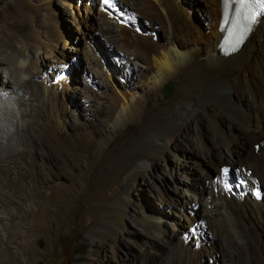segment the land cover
Masks as SVG:
<instances>
[{
  "label": "bare ground",
  "instance_id": "bare-ground-1",
  "mask_svg": "<svg viewBox=\"0 0 264 264\" xmlns=\"http://www.w3.org/2000/svg\"><path fill=\"white\" fill-rule=\"evenodd\" d=\"M58 1L84 36L89 34L91 38L90 30L98 31L110 47L116 46L124 54L119 59L124 66L127 63V79L133 74L140 77L139 84H113L112 72L117 69L101 62L96 49L84 43L87 64L84 81L89 80L98 91L107 86L106 80L114 88V95L108 99L114 131L125 121L143 123L148 109L154 105L169 108V98L183 102L179 109L172 111L170 119L162 120L158 126L149 125L142 144L146 151L129 177L135 178L141 167L148 173L153 162L165 158L166 154H176L175 137L170 130L179 127L183 131L192 125L195 132L186 138V144L196 150L197 156L203 159L201 163L212 168L198 170L199 174L192 180L189 174L194 169L190 164L175 162L170 172L176 206L167 202L174 211L171 229L166 230L162 225L163 213L152 215L143 211L142 219L155 233L154 240L144 243L145 255L154 254L163 261L166 253L173 252L175 264H206L204 259L215 258V247L204 244V236L208 234L221 241L222 262L213 259L214 264H235L236 252L230 248L232 239L247 241L251 247L257 245L264 258V16L255 21L236 51L224 55L220 43L223 33L220 0H203L207 12L205 25L197 22L196 13L192 15L183 8L187 5L195 12L192 0H117L124 15H131L129 20L102 12L96 4L92 6L91 0H82L79 4L78 0ZM18 2L23 6L19 7ZM53 3L54 0H0V164L16 163L17 157H30V190L15 208L20 217L33 215L30 202L35 196V186L40 182L46 184L66 171L60 158L58 171L48 167V163L54 159L56 147L58 154H67L63 132L67 110L64 104L58 107L55 99L63 90L62 80L69 81L72 75V64L67 70L61 66L69 63L71 55L66 50L77 49L72 44L71 33L59 18L60 11L52 8ZM74 3L79 12L83 4L84 17L90 13L92 22L76 18L72 10ZM151 20L159 22L163 35L152 32ZM15 28L24 33H15ZM257 51H260L259 57L255 55ZM130 62L133 67L128 66ZM44 67L57 68L52 73L53 76L58 73L53 83ZM88 86L85 84L87 92L93 93L89 83ZM40 93L42 105H36ZM150 99L153 103L147 107ZM84 100V104L93 101L89 94ZM32 105L37 106L35 112L27 108ZM200 113L208 124V135L203 132ZM44 116L60 134L52 133ZM236 128L238 133L233 132ZM258 142L256 149L254 145ZM93 143L86 139L82 145ZM194 163L200 166L198 161ZM221 165L243 168L248 185L254 184L255 179L263 196L255 201L242 188L232 186L239 191L224 190L219 182H213ZM6 186L0 177L1 194ZM117 203L124 205L125 201L118 198ZM33 204L40 205L38 201ZM7 205L0 195V254L6 248L2 237L6 236V222L11 220ZM192 205L197 206L195 210ZM160 206H166V202L162 201ZM199 209L198 219L194 214ZM197 221L202 224H194Z\"/></svg>",
  "mask_w": 264,
  "mask_h": 264
},
{
  "label": "rangeland",
  "instance_id": "rangeland-1",
  "mask_svg": "<svg viewBox=\"0 0 264 264\" xmlns=\"http://www.w3.org/2000/svg\"><path fill=\"white\" fill-rule=\"evenodd\" d=\"M192 4L195 12L192 8L188 9L187 5H183V8L192 15L196 13L197 22L205 25L207 12L204 1L192 0ZM18 6L23 5L18 2ZM76 6L74 3L72 9L76 18L82 22L83 20L92 22L93 16L91 17L90 13L87 18L84 17L86 11L83 4L80 12ZM52 8L60 11L59 18L71 33L72 44L77 49L66 50L67 54L71 55L69 63L61 66L64 65L63 69L67 70L68 65L72 64V75L69 81L62 80L63 90L58 92V99H55L58 107L64 104L67 110L63 129L68 147L67 154H58L59 150L56 147L54 159L48 163V167L58 171L57 164L60 158V163L65 165L66 171L46 184L38 183L35 186L33 201L30 202L33 215L20 217L15 212V208L30 190V171L28 173L30 157H17L16 163L0 164V177L7 183L0 195L6 205L9 204L7 206L11 210L9 212L11 220L6 222V236H2L6 240V248L4 253L0 254V264H175L176 254L173 252L166 253L163 261H159L154 254L149 257L145 255L144 243L147 240H154L155 233L142 219V212L146 211L152 215L163 213L162 225L166 230H170L171 215L173 216L174 211L167 202L176 206V193L170 172L175 162L190 164L188 166L194 169L192 174H189L192 180L199 174L198 170L212 169L207 164L201 163L203 159L197 156L196 150L188 148L186 144V138L195 132V126L192 125L183 131L179 127L172 128L170 133L175 137L176 154H166L165 158L153 162L147 169L148 173H144L141 167L135 178L129 177L130 171H133L135 164L140 163L146 151L142 144L146 131L150 128L149 125L158 126L162 120L170 119L172 111L179 109L183 102L175 97L169 98V108L154 105L148 109L143 123L125 121L119 123L114 131L108 106V99L114 95V88L111 82L106 80L107 86L98 91L88 80L93 93L87 92L88 88L85 84L89 86L87 81H84L87 69L84 43H88L92 50L96 49V56L101 62L106 63L109 68L117 69L112 72L113 84L122 86L126 83L139 84V75L133 74L130 80L127 79L128 72L125 68L127 63L124 66L120 61L119 58H124V54L116 46L110 47L104 37L95 30H90L93 37L89 38V34L84 36L69 14L63 12L66 8L58 0H54ZM142 22L145 21L142 19ZM149 26L154 34L160 36L164 34V30L156 20H151ZM13 31L17 34L24 33L20 28H15ZM255 55L259 57L260 51ZM128 66L133 67L134 64L130 62ZM44 69L53 83L58 73L54 74L55 76L52 73L57 68L52 70L44 67ZM33 89L36 90L34 86ZM88 94L93 101L84 104V96ZM42 96L41 93L38 95L36 105H42ZM152 103L150 99L146 102V106L149 107ZM36 105L27 108L35 112ZM43 119L54 135L60 134L47 117L44 116ZM199 119L203 120L202 129L208 135L209 127L201 113ZM233 132L238 133L239 129L236 128ZM114 135L115 137L112 138ZM86 139L95 143L91 146L82 145ZM259 142L256 145H259ZM195 161H198L200 166L194 165ZM17 176L20 178L18 179ZM244 191L248 194L247 190ZM118 198H123L125 204H118ZM161 200L166 202V206H160ZM34 201L39 202V207L33 204ZM27 204L24 203L23 206ZM198 211L197 215L194 211V215L199 219L200 209ZM179 229L185 231L183 227ZM205 236L204 244L209 248L211 245L215 247L213 259L222 262L220 238L217 236L212 238L208 234ZM230 248L236 252L233 259L235 264H264V258L257 245L251 247L247 241L232 239ZM213 259H204L203 262L214 264Z\"/></svg>",
  "mask_w": 264,
  "mask_h": 264
},
{
  "label": "clouds",
  "instance_id": "clouds-1",
  "mask_svg": "<svg viewBox=\"0 0 264 264\" xmlns=\"http://www.w3.org/2000/svg\"><path fill=\"white\" fill-rule=\"evenodd\" d=\"M260 186V185H259ZM261 188V187H260ZM262 190V189H261ZM263 192V191H262Z\"/></svg>",
  "mask_w": 264,
  "mask_h": 264
},
{
  "label": "water",
  "instance_id": "water-1",
  "mask_svg": "<svg viewBox=\"0 0 264 264\" xmlns=\"http://www.w3.org/2000/svg\"><path fill=\"white\" fill-rule=\"evenodd\" d=\"M261 190V188H259ZM262 191V190H261Z\"/></svg>",
  "mask_w": 264,
  "mask_h": 264
}]
</instances>
